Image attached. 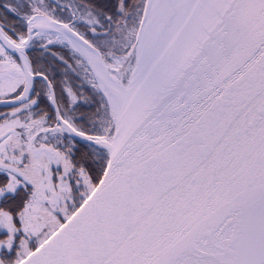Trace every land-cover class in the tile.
I'll return each instance as SVG.
<instances>
[{
  "label": "water",
  "instance_id": "water-1",
  "mask_svg": "<svg viewBox=\"0 0 264 264\" xmlns=\"http://www.w3.org/2000/svg\"><path fill=\"white\" fill-rule=\"evenodd\" d=\"M218 6L164 89L118 148L106 150L92 191L17 264H264V0ZM54 22L84 48H96ZM0 43L18 47L1 23ZM11 52L25 82L3 102L29 101L43 79L59 115L48 78ZM0 167L28 180L12 164Z\"/></svg>",
  "mask_w": 264,
  "mask_h": 264
},
{
  "label": "rangeland",
  "instance_id": "rangeland-1",
  "mask_svg": "<svg viewBox=\"0 0 264 264\" xmlns=\"http://www.w3.org/2000/svg\"><path fill=\"white\" fill-rule=\"evenodd\" d=\"M3 1L6 4L7 8L14 14H16L18 23L20 25L21 23H23L21 25L23 32H15L14 30L8 32L3 27V32L9 38L15 41H18L19 39L25 37L27 30V21H31L33 16L37 13H43L47 16L59 14L63 16V19H65V12L60 11L59 8L54 7V3L52 2V0ZM61 1L64 4L67 3L66 0ZM121 1L122 3L119 5L118 10L122 13L123 17L120 20L115 18L116 20H114L112 25L106 20L103 25L101 19L93 16L92 12L90 14L87 13V15L82 14L81 18H84L83 22L87 23V25L95 26L96 29L99 28L101 30H104L100 37L93 36L92 40L96 44H98L102 48L105 47V50H109L112 47H119L118 50H120L121 47L122 50L125 51L122 54L124 67H122L120 70H117L120 78L125 81L129 79L133 64L135 62V51L137 46L136 34L141 25L147 0H132L133 2L130 3V6H128V11L124 7V2H126V0ZM129 8L132 10L130 11ZM129 14L130 17H128ZM115 30H117V32L120 31L119 34L120 38L122 39L120 40V43L117 44L118 47L114 46L115 43L112 41V39H110V36L106 34L107 32H112L111 34H114ZM14 33H16L17 36H15ZM111 38L113 37L111 36ZM32 41L34 42V44L39 43L44 47L48 45H62L64 47H68L64 43H57L51 40H47L43 37H35ZM68 48L71 49L70 47ZM132 49L135 50L133 59L125 63L126 58L129 57ZM73 53L79 56L76 52L73 51ZM117 54L121 53L105 54L103 58L106 62H109L112 60L113 56ZM74 68L76 74L80 78L81 83L88 84L95 90H99L91 69L84 62L81 56L76 57ZM23 79V71L18 60L11 53V51H9L0 43V98L8 93H12L17 90V87L21 84ZM65 90L66 95L68 96L69 105L72 107L78 102V96L68 85L65 86ZM101 111V121L103 120V122L109 123L107 119L111 118L113 122L109 105L103 104ZM19 112H21V118H23L25 115H28L29 111H27L25 107V109ZM66 115L68 116V114ZM28 123L30 126V121H21L19 117L5 118L3 121H0V133L12 126H18L22 130L23 125ZM33 125L35 126V123ZM38 125L47 126L49 124L36 123L35 129H38ZM109 126L110 125L106 123H101L100 130L103 134L101 133L95 136L111 135L113 131L111 133L107 131ZM114 126L115 125H113L112 130H114ZM33 129L34 128L31 127L28 132H32ZM75 129L78 130L77 128ZM61 132L66 133L64 130H62ZM5 141L6 139L0 143V160H4L5 157H7V154H9L10 157H13L12 154H20L25 152L21 150V144L14 141L13 136H10V138L6 142ZM24 141L26 142L27 140L24 139ZM30 143L31 142L29 141L28 143H25L26 145H24L25 147H27L26 152H28L29 146H34L30 145ZM89 145L92 146L91 149L93 151L90 156V158H92L90 167L92 166L93 160L94 162L97 161V159L101 160L99 171H97L95 175L87 173L82 168H73L70 160H68L67 157L63 155L62 160L66 162L68 166L67 174L63 175L64 180L53 182L46 177L39 183L36 179L32 189L33 191H37L38 185L40 188L36 193H33V195L29 197L27 203L24 204L21 211L17 214L11 213L10 211L12 201L6 200L5 202H3V200H5V198L9 196L16 194L18 188L23 186V183L10 174H7L4 177L0 178V264H17L24 255L30 252L36 245H38L50 233H52L78 207L83 199L95 187L103 174V166L104 164L106 166L107 158L102 157L105 153H103L104 151H102L100 147L91 144ZM96 169L98 170V168ZM70 171L73 172L70 173ZM45 173V175L48 174L47 172ZM29 174L32 178L34 177L32 171L29 172ZM3 232H5L4 235Z\"/></svg>",
  "mask_w": 264,
  "mask_h": 264
},
{
  "label": "bare ground",
  "instance_id": "bare-ground-1",
  "mask_svg": "<svg viewBox=\"0 0 264 264\" xmlns=\"http://www.w3.org/2000/svg\"><path fill=\"white\" fill-rule=\"evenodd\" d=\"M220 2L221 0H147L136 34L135 62L129 79L125 81L117 73V70L124 67L122 54L125 51L121 47V54L106 62L104 55L96 48H84L50 16L35 14L30 24L32 38L43 37L64 43L81 56L91 69L98 89L110 107L115 125L109 136L83 133L66 121L62 123L63 129L112 154L191 54L213 20ZM15 42L18 47H11V51H17L28 70H31L30 61L23 50L24 38Z\"/></svg>",
  "mask_w": 264,
  "mask_h": 264
},
{
  "label": "flooded vegetation",
  "instance_id": "flooded-vegetation-1",
  "mask_svg": "<svg viewBox=\"0 0 264 264\" xmlns=\"http://www.w3.org/2000/svg\"><path fill=\"white\" fill-rule=\"evenodd\" d=\"M52 2L54 3L53 4L54 7L59 8L60 11H64L66 14L65 19H63V16L59 14L49 15L54 21L64 23L70 26L74 31H76L83 38H85L91 44H93L96 48H98L103 55L110 54V53L111 54L119 53L117 52L119 48L117 44H119L120 40H122L119 34L120 31L117 32V30H115L114 34H111L112 32L106 33L110 36V39H112V41L115 43L114 46H117L118 48L112 47L109 49L110 51L105 50L104 48L100 47L98 44H96L92 40L93 36L100 37L102 33L104 32V30H101L99 28L96 29L95 26L87 25V23L83 22L84 18H81L82 14L87 15V13L90 14L92 12L93 16L101 19V21L103 22V25L105 23V20L110 22V24L112 25L114 20H116L115 18H117L116 14L112 15L111 13H106L105 12L106 10L104 7H102V4L97 3L93 5L91 4L90 0H66L67 2L66 4L62 3L61 0L60 1L52 0ZM121 3H122L121 0H112V6L114 10L116 11V13H120L118 9ZM4 28L8 32L12 30V28H6V27ZM14 34L15 36H17L16 33ZM111 36L113 38H111ZM12 54L15 56V58L18 60L20 64V61L17 55L14 53ZM28 59H29V56H28ZM30 66H31V71L33 73H42L51 82L54 88L55 99H56L59 115L56 113V111L54 110L52 106L51 98H50V90H49L48 84L43 79H36L33 94L30 100L27 102H24L17 106L6 105L3 102L4 99L15 97L22 92L24 82H25V77L23 81L21 82V84L17 87V90H15L12 93H8L0 98V121H3L5 118L19 117L21 121L27 120L31 122L29 129L31 127L34 128L32 132H29V136L27 138L23 137L22 130L18 126H12V127L7 128L6 130L13 129V131L9 133L2 141H4L5 139L7 141L10 138V136H13L14 141L21 144V150L25 152L20 153V154L19 153L12 154L13 157H10L9 154H7V157H5L4 160H0V164L8 163V164H12L15 167H17L27 177L28 180L23 181L20 178H18L15 174H13L12 172H9L1 167H0V178L4 177L7 174H10L16 177L20 182L23 183V186L18 188V191L20 189L28 190V192H30L29 197L33 195V193H36L38 189L40 188L38 185L37 191H33L32 189L33 184L36 179L38 180L39 183L42 179L46 177L49 178L50 181H53V182L64 180L63 175L67 174L68 166L66 162L62 160L63 155L66 156L68 160H70V163L72 164L73 168L75 169L82 168L87 173L92 174V171H91L92 169L90 168L89 165L92 159L90 158V156H91V153L93 152L91 149L92 146L89 145L90 143L80 140L78 138H75L73 136H70L67 133L61 132L62 130H64L62 126L63 121L68 122L70 125L72 124L75 128L78 129V131L81 129L73 122V120L71 119L69 115L67 116L65 113H63L62 104L57 97V91L51 79L49 78V76L43 71H35L32 67L31 61H30ZM32 102H34L35 105H33ZM43 102H47V104H43ZM25 107L27 111H29L28 115H25L23 118H21L22 114L19 111L25 109ZM70 122H73V123H70ZM34 123H35V126L33 125ZM36 123H46L49 125L47 126L38 125V129H35ZM82 131L83 130H81V132ZM83 133H85V131H83ZM86 134H89V133L86 132ZM97 134H101V133H95V134H89V135H97ZM23 138L27 140L28 142L30 141L31 142L30 145H34L33 147H30L29 145H27L29 146L28 152H26L27 147L24 146L26 145L25 143H28V142L27 141L25 142ZM102 157L105 158L104 154ZM100 164H101L100 159H97V161L95 162L93 160L91 167L99 168ZM104 169H105V166H104ZM31 171L34 174L33 178L29 174V172ZM45 172H47L48 174L45 175L46 174ZM72 172L73 171H70V173ZM4 234L5 232H3V235Z\"/></svg>",
  "mask_w": 264,
  "mask_h": 264
},
{
  "label": "trees",
  "instance_id": "trees-1",
  "mask_svg": "<svg viewBox=\"0 0 264 264\" xmlns=\"http://www.w3.org/2000/svg\"><path fill=\"white\" fill-rule=\"evenodd\" d=\"M90 2L93 5L97 3L102 4L106 13H111L112 15L116 14L117 19L119 20L123 17L121 12L116 13L114 10L112 0H90ZM132 2V0H126V2H124V7L127 11L128 6H130V3ZM131 10L132 9H130V11ZM128 17H130V14ZM0 23L6 28H12V31L23 32L21 27L23 23H21V25L18 23L16 14L7 8L3 0H0ZM134 51L135 50L132 49L129 57L126 58L125 63L133 59ZM117 52L121 53V50H117ZM26 53L29 56L33 69L35 71H43L49 76L57 91V97L62 104L63 113L68 114L81 130L89 134L102 133L100 125L101 123H106L110 125L107 131L110 133L113 131V122L111 118L107 119L109 123L103 122V120L101 121L100 118L103 104L108 105L104 95L88 84L81 83L80 78L76 74L74 67L76 57L79 56L74 54L68 47L60 45H48L44 47L39 43L34 44L33 41L26 49ZM66 85H68L78 96V102L72 107L69 105L68 96L66 95ZM43 104H47V102H43ZM101 150L104 151V156L108 159L105 150L102 148ZM90 168L92 169V174L95 175L100 167L98 170L94 167ZM29 195L30 192H28V190L20 189L16 194L5 198L3 202L11 200L12 206L10 211L11 213L17 214L29 200Z\"/></svg>",
  "mask_w": 264,
  "mask_h": 264
},
{
  "label": "built area",
  "instance_id": "built-area-1",
  "mask_svg": "<svg viewBox=\"0 0 264 264\" xmlns=\"http://www.w3.org/2000/svg\"><path fill=\"white\" fill-rule=\"evenodd\" d=\"M29 127H30L29 123L23 125L22 134L26 138L29 136V132H28L30 130Z\"/></svg>",
  "mask_w": 264,
  "mask_h": 264
}]
</instances>
